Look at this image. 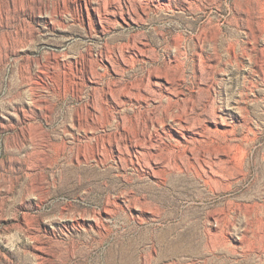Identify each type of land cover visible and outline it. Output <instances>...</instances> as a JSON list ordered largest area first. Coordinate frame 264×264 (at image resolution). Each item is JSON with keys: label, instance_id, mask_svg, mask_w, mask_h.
I'll use <instances>...</instances> for the list:
<instances>
[{"label": "rangeland", "instance_id": "rangeland-1", "mask_svg": "<svg viewBox=\"0 0 264 264\" xmlns=\"http://www.w3.org/2000/svg\"><path fill=\"white\" fill-rule=\"evenodd\" d=\"M0 264H264V0H0Z\"/></svg>", "mask_w": 264, "mask_h": 264}, {"label": "bare ground", "instance_id": "bare-ground-1", "mask_svg": "<svg viewBox=\"0 0 264 264\" xmlns=\"http://www.w3.org/2000/svg\"><path fill=\"white\" fill-rule=\"evenodd\" d=\"M170 119H173L172 117Z\"/></svg>", "mask_w": 264, "mask_h": 264}]
</instances>
